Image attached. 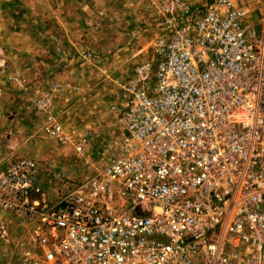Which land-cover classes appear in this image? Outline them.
Instances as JSON below:
<instances>
[{"label":"built area","instance_id":"2783aa9c","mask_svg":"<svg viewBox=\"0 0 264 264\" xmlns=\"http://www.w3.org/2000/svg\"><path fill=\"white\" fill-rule=\"evenodd\" d=\"M137 1L157 33L120 83L123 132L107 162L80 181L50 168L53 201L34 158L0 167V209L26 221L16 258L264 264V17L245 0ZM51 99L38 101L43 129L68 141Z\"/></svg>","mask_w":264,"mask_h":264},{"label":"rangeland","instance_id":"374dc122","mask_svg":"<svg viewBox=\"0 0 264 264\" xmlns=\"http://www.w3.org/2000/svg\"><path fill=\"white\" fill-rule=\"evenodd\" d=\"M61 1V14L79 13L85 20L84 33L79 30L74 39L48 12V4ZM245 2L256 19L264 17V0ZM153 16L137 0H0V167L15 156L34 158L43 177L42 198L51 201L57 192L47 177L50 168L74 181L99 170L111 140L123 132L120 83L132 64L150 55L157 33ZM46 94L68 141L43 129L38 101ZM84 132L87 147L79 153L75 143ZM21 223L13 217L8 236ZM12 244L0 247V255L16 264Z\"/></svg>","mask_w":264,"mask_h":264},{"label":"crops","instance_id":"0c3cea01","mask_svg":"<svg viewBox=\"0 0 264 264\" xmlns=\"http://www.w3.org/2000/svg\"><path fill=\"white\" fill-rule=\"evenodd\" d=\"M53 2L51 3V5L48 4V7H50L51 9V11L49 10L48 12L51 13L52 20H55L57 24L60 27H62L64 34H67V37H70V34H72V39H74L76 37L75 35L79 33V30L81 33H84L83 31L84 30L83 24L85 22L84 18L81 20L80 14L74 12H72L73 14H69V13L61 14L63 9L61 8V5H63V2L62 1L59 3H53ZM95 6L96 4H94V7ZM70 11L71 10H69V12ZM13 217L22 219L23 223H21L18 227H15L16 229H14V232L16 233L14 236L11 237L8 236V227L6 224H8L9 221L11 222V219H13ZM25 226H26V221L22 215L13 213L8 210L0 209V247H5V245L8 244V242H11L13 243L12 246L14 248ZM2 230H5V233L7 234L6 235L2 234ZM11 256L16 258V249L14 251L12 250ZM0 264H10L7 254L0 255ZM16 264H19L17 258H16Z\"/></svg>","mask_w":264,"mask_h":264}]
</instances>
